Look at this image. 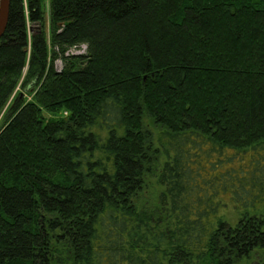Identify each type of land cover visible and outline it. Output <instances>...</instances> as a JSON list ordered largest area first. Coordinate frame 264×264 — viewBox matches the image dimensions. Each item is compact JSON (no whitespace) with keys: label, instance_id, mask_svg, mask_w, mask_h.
Returning <instances> with one entry per match:
<instances>
[{"label":"trees","instance_id":"trees-1","mask_svg":"<svg viewBox=\"0 0 264 264\" xmlns=\"http://www.w3.org/2000/svg\"><path fill=\"white\" fill-rule=\"evenodd\" d=\"M261 255L264 0H12L0 264Z\"/></svg>","mask_w":264,"mask_h":264},{"label":"water","instance_id":"water-1","mask_svg":"<svg viewBox=\"0 0 264 264\" xmlns=\"http://www.w3.org/2000/svg\"><path fill=\"white\" fill-rule=\"evenodd\" d=\"M12 0H0V40L6 32Z\"/></svg>","mask_w":264,"mask_h":264},{"label":"rangeland","instance_id":"rangeland-1","mask_svg":"<svg viewBox=\"0 0 264 264\" xmlns=\"http://www.w3.org/2000/svg\"><path fill=\"white\" fill-rule=\"evenodd\" d=\"M82 52H84V46L83 45H81L80 47H73V48H71L70 50H69V54H77V53H82ZM56 66H57V68L58 69H61L62 67H63V62H62V60H57L56 61ZM227 213L228 212H226V210H224V214L226 215V217H228V215H227ZM234 216V215H233ZM262 261L263 263H264V256H259V257H256L255 259H254V261L252 262V264H258V262L257 261ZM244 264V263H243ZM246 264V263H245Z\"/></svg>","mask_w":264,"mask_h":264},{"label":"built area","instance_id":"built-area-1","mask_svg":"<svg viewBox=\"0 0 264 264\" xmlns=\"http://www.w3.org/2000/svg\"><path fill=\"white\" fill-rule=\"evenodd\" d=\"M84 46V52H82V53H85L86 52V50H87V46L86 45H83ZM82 53H77V54H82ZM69 54V53H68Z\"/></svg>","mask_w":264,"mask_h":264}]
</instances>
